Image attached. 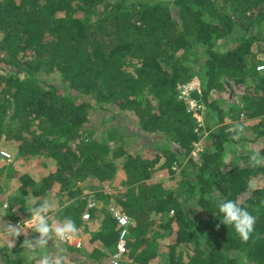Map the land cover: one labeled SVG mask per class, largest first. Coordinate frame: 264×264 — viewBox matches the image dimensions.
Wrapping results in <instances>:
<instances>
[{"label":"trees","instance_id":"16d2710c","mask_svg":"<svg viewBox=\"0 0 264 264\" xmlns=\"http://www.w3.org/2000/svg\"><path fill=\"white\" fill-rule=\"evenodd\" d=\"M260 66L264 0H0V151L11 154H0V172L44 156L54 166L40 179L10 173L19 193L6 197L0 187V219L6 210V222H23L27 199L59 197V219L71 217L83 240L65 245L69 261L111 264L121 231L114 206L134 222L121 264H240L241 253L248 264H264V168L251 167L245 154L225 160L242 141L264 155ZM54 73L62 84L45 79ZM194 76L214 135L199 160L191 156L203 137L199 115L178 96ZM100 111L132 115L134 134L159 151L144 156L119 142L110 125L105 138L90 123ZM235 121L245 126L239 141L227 132ZM166 169L181 184L166 187L159 178ZM85 180L100 191L113 186L106 205L88 207ZM217 190L256 218L248 242L220 224ZM193 201L202 217L191 216ZM23 239L9 264H29Z\"/></svg>","mask_w":264,"mask_h":264},{"label":"clouds","instance_id":"9594fccd","mask_svg":"<svg viewBox=\"0 0 264 264\" xmlns=\"http://www.w3.org/2000/svg\"><path fill=\"white\" fill-rule=\"evenodd\" d=\"M229 139L239 141L244 135L245 126L235 121L228 127ZM231 151L225 156L229 160L233 153L248 156V163L253 168H264V155L259 150H253L245 144L233 143ZM249 189H254L256 184L250 180ZM218 213L222 217L220 224L231 227L243 242H248L255 231L256 218L241 205L238 200L224 197L219 191L215 195ZM27 219L23 222H6V210L3 219H0V248H6L8 255L17 241L24 236L20 247L22 254H26L29 264H67L68 254L65 245H69L79 238L80 229L71 217L59 219L56 217L57 205L50 198L32 197L26 200ZM217 225V230L220 227ZM31 233V238H29ZM51 245V246H50ZM240 264H248L244 254H238ZM3 264V260H0Z\"/></svg>","mask_w":264,"mask_h":264},{"label":"rangeland","instance_id":"374dc122","mask_svg":"<svg viewBox=\"0 0 264 264\" xmlns=\"http://www.w3.org/2000/svg\"><path fill=\"white\" fill-rule=\"evenodd\" d=\"M44 77L49 82L62 84L60 81V75L58 73H54L51 75H45ZM100 117L103 118L104 121H102ZM203 119H205L206 121V114H204ZM90 123L92 127L99 129L98 130L99 133H102L105 138H107V131H106L107 126L110 125L111 127H115L116 128L115 135L117 136L119 142H123V141L126 142L129 148H132L135 151L140 152L144 156H151V155H154V152L159 151L157 148H155L150 143V140L144 139L143 137L136 136L134 134L135 131L139 130V126L137 125L132 115H129L126 113H122V114L118 113V115L113 118L111 112L100 111L93 117ZM151 138L153 141L157 140V138L155 137H151ZM202 140H203L204 147L210 146L213 143L214 135L212 133H209V135L205 139L202 138ZM241 144H245L250 148L251 147L255 148V145L253 143H249V142L247 143L245 141H242ZM0 149H1V146H0ZM4 163L5 162L3 160H0V168H2ZM53 168L54 166L50 163V160L45 156L42 158H35L30 164L28 163L26 164L23 162V160L18 159L15 162L14 168L6 167L3 172H0V187L3 189V192L6 195V197H9L10 195L19 193L18 192L19 182L17 178L14 175L11 176V174L18 172V171H29L37 179H40L45 172H48V170L53 169ZM173 169L178 171L180 170V167L175 166ZM159 178L163 180L166 187H177L179 184H181L180 177L174 176L168 169L162 170L159 174ZM81 184L85 189V194L88 195L89 198L93 196L99 200L100 208L106 205L107 200L105 201L103 196L105 195V192L112 190L113 188L112 185H107L109 187L106 186V188H103V190L100 191V188L98 189L95 188L96 183L92 184L89 180H85ZM98 190L100 191L99 195H97ZM53 200L55 201L57 205L56 217L59 218L60 213H58V211L59 209L60 210L62 209L63 203L61 202V199L59 197L54 196ZM192 204L193 206H191L192 208L191 216L202 217L203 216L202 211L198 208V206L194 203V201L192 202ZM100 208H98V210H100ZM185 208H187V206H185ZM96 228L97 227L95 226L93 230H96ZM100 244L101 243L96 242L94 245L99 247ZM94 245H91L89 243V248H92ZM162 250H165V248L162 247ZM11 254L14 255L13 253ZM12 255H8L7 250L0 249V260H3V264H9L8 262H6V258H10ZM70 257L71 255L68 256V261L70 260ZM17 258L18 257L16 256V259ZM70 263L73 264L74 262H70ZM74 264H82V262L74 263ZM153 264H165V263L164 261H160V262H154Z\"/></svg>","mask_w":264,"mask_h":264},{"label":"built area","instance_id":"2783aa9c","mask_svg":"<svg viewBox=\"0 0 264 264\" xmlns=\"http://www.w3.org/2000/svg\"><path fill=\"white\" fill-rule=\"evenodd\" d=\"M263 68L264 66L259 67V69ZM201 94L202 84L198 76H194L188 81L183 82L179 85V99L185 102L187 111L189 113L199 115V121L196 126V131L201 132L203 136L202 138L205 139L209 135L210 130L207 128L205 119H203V116L206 111V105L200 97ZM203 149V140L201 139L197 144H195L194 148L191 150V156H193L195 160H199L200 153L203 151ZM0 154L3 160L11 159V154L5 150L0 151ZM98 206L99 200L97 198L93 196L89 198V208H97ZM109 210L113 214L119 227L121 228L119 238L116 244V250L112 253L110 257V263L121 264V262L124 260V255L128 252V237L130 233L129 227L130 225H134V222L130 219L126 212L119 207L112 206L109 208ZM83 217L85 219H90V212H85ZM82 241L83 240L79 237L78 240L71 244L76 247H80L82 245Z\"/></svg>","mask_w":264,"mask_h":264}]
</instances>
